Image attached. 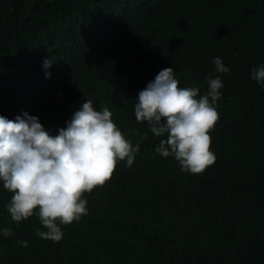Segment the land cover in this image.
<instances>
[{
  "label": "trees",
  "instance_id": "obj_1",
  "mask_svg": "<svg viewBox=\"0 0 264 264\" xmlns=\"http://www.w3.org/2000/svg\"><path fill=\"white\" fill-rule=\"evenodd\" d=\"M260 64L264 0H0V115L27 112L55 135L90 99L134 145L143 137L131 167L118 162L85 193L88 215L62 225L59 242L36 235L35 215L14 222L0 183V264H264ZM165 67L200 94L206 77L223 81L203 173L156 153L162 138L135 118L138 93Z\"/></svg>",
  "mask_w": 264,
  "mask_h": 264
},
{
  "label": "clouds",
  "instance_id": "obj_2",
  "mask_svg": "<svg viewBox=\"0 0 264 264\" xmlns=\"http://www.w3.org/2000/svg\"><path fill=\"white\" fill-rule=\"evenodd\" d=\"M212 62L217 73H229L222 58ZM51 63L45 59L43 67L47 70ZM251 78L264 87V64L252 68ZM206 80L207 91L200 94L195 86L178 87L174 68L165 67L134 103L137 122H146L148 130L162 138L154 151L173 157L181 171L192 174L203 173L216 160L209 130L219 119L217 101L224 85L219 75ZM112 115L107 106L97 110L85 99L55 135L27 112L15 119L0 115V183L12 193L6 207L14 222L35 215L44 229H37L36 235L59 242L62 225L88 215L85 193L103 186L118 162L131 167L143 139L134 145ZM9 232L4 230L5 235ZM20 243L27 246V241Z\"/></svg>",
  "mask_w": 264,
  "mask_h": 264
}]
</instances>
